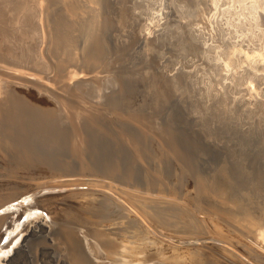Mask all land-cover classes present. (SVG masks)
I'll list each match as a JSON object with an SVG mask.
<instances>
[{
    "label": "bare ground",
    "instance_id": "6f19581e",
    "mask_svg": "<svg viewBox=\"0 0 264 264\" xmlns=\"http://www.w3.org/2000/svg\"><path fill=\"white\" fill-rule=\"evenodd\" d=\"M113 1L122 23L137 22L131 2ZM102 2L0 0L9 42L0 54V181H38L26 190L0 183V264H264V0H173L194 70L159 82L153 106H169L172 121L161 107L145 115L155 136L137 147L126 132L125 147L110 141L101 123L121 111L109 75L104 85L85 80L110 105H49L67 71L103 62L96 42L111 10ZM169 24L144 42L171 40ZM133 149L154 163L148 171L135 170Z\"/></svg>",
    "mask_w": 264,
    "mask_h": 264
},
{
    "label": "rangeland",
    "instance_id": "374dc122",
    "mask_svg": "<svg viewBox=\"0 0 264 264\" xmlns=\"http://www.w3.org/2000/svg\"><path fill=\"white\" fill-rule=\"evenodd\" d=\"M112 1L113 0H108L109 4ZM106 2V0L102 2L103 4L105 3L104 5L102 4V8L109 7L108 10L110 11L115 2L113 1V4L111 3L112 5H108V2L107 4ZM125 2H131V4L135 6L133 11L135 15L138 14L136 15V17L138 16L136 20L139 25H137L136 21L134 24H132L131 21L130 23H122L118 19V13H115L111 10L110 14L105 16V20L107 18L105 21L107 23L105 24L106 28L103 26L100 29V38L96 42L97 46H101L100 48L104 47V45L106 46L103 49L104 51L107 48V51H103L104 56L102 55L101 57V62H103L98 67H92L89 62L85 64L83 60L81 67L77 68L76 70L67 71L63 78H60V80L56 81L53 88V95L55 97L49 101V105H64V102H66V105H81L79 101H90L93 103L100 102L103 105H110L108 101L104 100V98H99L88 89L89 81L95 79L97 80L98 84L104 85L107 82L105 78L108 77L107 75H109L110 78L118 84L112 94H117L120 97V102L118 105H120L121 111H119L117 115L113 114L112 117L111 115L107 116V118L111 117V119H115L111 122H109L110 118L107 120V118L103 115L105 118H101V123H109L111 130H109L106 134L110 135V141L118 140L117 142H121L120 144L125 147V139L122 138L121 134L126 132L128 137L135 141L134 144L137 147V143L142 136H145L149 139H153L155 136L152 131L148 130L150 127L148 122H146L147 120L143 121L144 117H146L145 115L148 114L151 116V114L156 113L154 111H156L158 107H161V111L158 113L161 115L160 118L164 119L165 122L168 123L172 121L168 117V113L170 111L169 106L165 105L164 103L160 106H153L155 104L154 102H157L155 100L158 99L159 94L162 95V87H159V82L163 80L164 77L172 78L174 74H177L178 72L181 73L184 67H186V71L188 73H192L194 70L192 65L193 53L192 50H186L184 49L183 45H181L183 40L182 37L184 36V32L186 30L182 24H184L186 20H182L181 14L178 12V10H176V5L173 0H125ZM100 5L101 4L98 6ZM133 18L131 20H135V18ZM166 23H170L169 26L173 31V38H171V40L166 38V41H162L163 44L160 42L150 44L145 43V39L148 36V34H146L147 30L150 32H157L159 31L158 27ZM128 26L129 29L125 28ZM134 27H137V30H139L137 31L135 28L133 31H130ZM128 31H130V33ZM136 31L139 34L138 37L137 33L135 37L133 36ZM124 32H127V34H124ZM131 33H133V35H131ZM128 34L133 37H130V35L127 36ZM177 42L180 43L179 47L177 46ZM8 44L9 42H7L2 35H0V54L3 55L6 53ZM16 45H18V48L15 49V56L17 59H22V42L16 43ZM177 48L179 49V52ZM98 72H103V75H98ZM159 74H161V76H158ZM49 75H53V72L50 71ZM66 75H73L74 77L70 85L67 84ZM81 75L86 76L81 78ZM188 78L191 81L192 78ZM85 79L90 80L86 81ZM120 80L122 82H118ZM73 83L78 85L73 87ZM120 83H122V87ZM193 95L194 94L191 89L188 91V95L184 97V105L186 107L194 106V98H192ZM104 119L105 121H103ZM111 131L112 133H110ZM155 143L156 141H154V145ZM157 144L158 143H156L154 147H157L156 149L158 150V147L160 146ZM133 150L134 156L132 157V164L134 165L137 163V165L134 166L135 170L148 171L149 166H151L150 163L153 162H146L142 159L137 160L135 155H137L138 151H135V149ZM129 154L131 155V152H129ZM169 162L166 156L161 158L157 156V161H155V163H158L160 166H163L166 169H168ZM152 165H154V163ZM175 165L176 164H174V167L176 168L177 165ZM177 168H179V166ZM41 171L43 170H40V172ZM10 178V181H0V183H7L8 185L14 187L20 186L23 187L24 190L37 187L38 185L37 178L34 177L25 178L24 176H14ZM174 178H176V176ZM7 188L10 187H6V189ZM4 192L0 191V194H3ZM72 209L74 211L77 210V212L80 211L78 213H83L82 209L77 207ZM84 217L86 219L88 218L87 220H89L88 216L84 215ZM40 224L44 225V221H41ZM45 226L47 228L49 227V225ZM28 234L29 232H24L23 235L26 237ZM48 242L53 243L51 241V237L48 238ZM36 250L38 251L36 244L31 245L28 249V251H31L30 255L37 253ZM63 259L64 258H62V260ZM16 264H26L25 257Z\"/></svg>",
    "mask_w": 264,
    "mask_h": 264
}]
</instances>
